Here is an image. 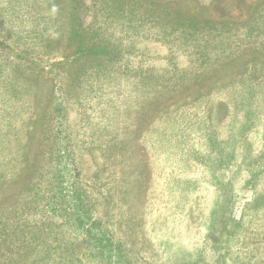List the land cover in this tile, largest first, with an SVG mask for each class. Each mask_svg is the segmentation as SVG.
Instances as JSON below:
<instances>
[{"label":"rangeland","instance_id":"1","mask_svg":"<svg viewBox=\"0 0 264 264\" xmlns=\"http://www.w3.org/2000/svg\"><path fill=\"white\" fill-rule=\"evenodd\" d=\"M7 1L0 0V6ZM84 1L85 5L91 3ZM109 1L107 10H101V4L90 9L84 17L85 26L95 19L98 25L108 10L117 7L115 0ZM236 2H216V13L246 14ZM45 3L55 13L53 24L62 39L59 42L57 37L48 46L46 56L41 54V65L35 63L40 51L34 49L27 18L21 16L11 24L20 37H27L16 40L13 32L9 41L22 57L26 49L30 51L32 59L24 56L26 59L16 68L23 69L19 80L33 95L25 128V137L29 138L22 140V149L11 145V151L0 156V163L7 161L22 166L24 171L13 185H0V264H35L51 256L57 257L55 264H93L82 256L83 245L61 216L48 210L53 193V204L63 198L60 185L67 181L76 182L86 206L114 234L115 241L123 243L135 264H202L218 253L224 255L223 264H264V154L259 152L264 113L257 117L258 123H253L251 116L238 121L223 104L224 99L213 94L216 86L243 70L242 57L238 55L224 68L210 71L196 85L188 83L178 93L165 94L167 98L151 108L147 96L153 93L144 97L137 86L141 77H153L150 83L155 86H171L181 78L192 81L202 60L198 48L193 50L194 41L170 46L166 40L126 37L118 25L109 24L118 47L127 49L124 64L123 59L112 66L109 63L105 70L90 69L84 60L67 69L63 65L49 66L73 51L74 42L68 41L70 0ZM173 3L181 9H195L190 0ZM6 31L0 19V41L9 44ZM240 38L233 34L231 41L240 45ZM233 45L223 53L237 48ZM7 49L0 45V53ZM214 57L212 53L205 59L207 68L216 60ZM3 59L0 57V61ZM260 59L252 67L255 75L264 74V57ZM43 60L47 61L45 68ZM52 69L60 71L61 78L51 75ZM189 111L202 121L195 124L193 118L192 132L177 130L182 135L175 137L174 130L180 125L171 115L182 116L183 124L190 123ZM185 112L187 115H182ZM14 125L19 130L20 121ZM39 133H43L42 140ZM208 136L222 145L212 149ZM37 140L39 158L35 157ZM58 143L70 151L68 170L59 173L60 185L53 176ZM219 150L223 153H211ZM29 169L45 181L43 188L38 186L40 196L23 190L22 176ZM6 197L8 203L3 202ZM226 218L235 222V233H224L222 238L227 240L219 243L218 253L211 251L206 242L208 234L213 228L220 234Z\"/></svg>","mask_w":264,"mask_h":264},{"label":"trees","instance_id":"2","mask_svg":"<svg viewBox=\"0 0 264 264\" xmlns=\"http://www.w3.org/2000/svg\"><path fill=\"white\" fill-rule=\"evenodd\" d=\"M173 1L176 0H164V2H156L155 0H115L117 7H112V10H108L109 13L105 14L101 23L96 25L98 21L95 19V21L85 26L84 17L90 13V9L101 4V10H107V8H110V1L103 0L100 2L98 0L95 2L91 0L90 5H85L84 0H70L71 12L68 18V41L74 42L73 51L62 55L59 61L52 62L49 66L63 65V67L65 66L64 69H67L76 61L84 60V62H89L86 66L90 69L100 67L105 70L109 63L112 66L123 59L121 64H124L123 56H125L127 49H122L121 46L118 47L116 43L118 38H115V33L112 30H109V24L118 25L126 37H150L156 40H166L170 46L174 44H178V46L181 44L185 45L186 42L192 40L195 42L193 50L198 48L200 51L198 57L202 58V60L198 61L199 69L194 73L192 81L184 82L181 78L171 86L158 83L155 86L150 83L153 77L149 75L141 77L137 86L144 97L147 96V93H153V95L147 96L149 97L148 105L153 108L167 98L165 94L170 92L178 93L188 83L192 85L198 84L203 77L211 74L210 71L214 70L215 72L224 68L232 59L240 55L239 57H242L244 63L243 70L233 75L226 83L216 86L213 94L219 95L220 98L224 99L223 104L227 105L229 112L230 110L234 112V115L238 117V121H241L242 118L246 120V117L250 119L251 116V119L254 118L253 123H256L257 117L264 113V109L261 111L264 102V74H253L252 67L261 60V56L264 57V1L262 3L258 0H255V2L254 0H238L236 6L239 10L245 8L246 14L238 11L237 15H233L230 11L217 14L216 2L220 0H190L196 6L192 5L195 8L192 10L190 9L191 7L181 9ZM7 3L9 4L3 6ZM3 5L0 6V19L5 23V29L7 30L5 39L8 40L9 44L6 43V40L0 41L1 47H8L6 51L0 53V57H4L0 61V156L9 153L11 145H16L19 149H22V140L28 134L25 132L27 130L25 129L27 126L26 119L31 115L30 109L33 95L30 87L19 80L24 72L23 69L20 67L19 69L16 68L22 59H26V55L32 59L30 51L26 49V53L22 57L21 52H19L20 54L16 53L15 48L11 47L9 41L13 32L16 40L23 41L27 37H20L16 31L17 27L13 29L11 26L12 22L14 23L16 20L21 19V16H24V18H27L25 22L31 24L32 28L30 27L28 31L32 34L30 37L33 38V45L36 46L34 49L40 51L35 56L37 57L35 60L37 65H41V58L46 56L48 46L55 42L58 39L57 37H59V42L62 39L61 33L58 35L59 32L55 31L56 28L53 24L55 13L53 14L49 10L45 0H10ZM8 22H10L9 25ZM92 26H95L96 30H93ZM21 30L18 32H21ZM233 34L234 37H241L240 45L231 41ZM225 35L227 36L225 37ZM232 44L237 48L223 53L226 47L229 48ZM212 53L216 60L210 63L207 68L205 59L211 57ZM41 54L44 56L41 57ZM81 57H84V59H80ZM127 60V57H125V66H128ZM31 63L34 65L33 62ZM46 63L47 61L44 62L43 60V68L46 67ZM50 72L51 75L52 73L55 75V78H61L59 75L60 71L53 70ZM155 89H158L156 95H154ZM59 104L60 102L56 106L57 111L60 110ZM182 115H187V113L185 112ZM171 117L176 124L178 123L180 127L185 128L179 127L180 129L174 130L176 131L175 137L178 136V138L182 133L177 130L192 132L193 122L191 121L193 118L195 119V124L202 121L201 118L195 117L191 111L188 112L190 123L183 124L182 116L176 118L177 115H171ZM17 120L20 121L19 130L14 129V124ZM194 126L200 127L199 125ZM19 131L22 132L19 134ZM39 136L40 140H42L43 133H39ZM208 140L213 145L212 149L218 144L222 145V142L215 141L213 136H208ZM261 140L259 152L264 154V130ZM178 141L179 139L176 142ZM39 145L40 142L37 140L36 158H39ZM58 147L60 149H58V155L56 156L58 163L55 164L53 169V176H55L54 180L60 185L61 180L58 178L61 175L59 173L62 174V171L68 170L66 161L70 151L63 144L58 143ZM211 153L217 156L223 153V150ZM201 155L199 152L198 156L200 157ZM22 169V166L16 167L7 161L0 163V185H13L17 176L23 171ZM22 177L25 184L23 185V190L26 194L33 197L40 196L38 186L43 188L45 183L43 177H35L30 169ZM48 178L50 179V176ZM66 183L65 185H60L59 192L63 193L61 194L63 198H60L55 205L53 204V193L48 210L53 215H60L65 226H68L70 232L75 233L79 238L78 242L84 248L82 256L84 257L85 255L89 259L88 262L90 261L93 264H135L131 257L128 256L127 249H125L126 252L124 251L123 243L121 242L122 244H120L115 241L114 234L105 228L102 222L94 216L92 209L86 206L84 198L80 195V191L75 185L76 182L67 181ZM51 188L56 189V186H51ZM7 198L3 202L6 201L5 203H8ZM261 198L264 199V194H262ZM234 223H230V219L226 218L220 234L219 230L212 229V233L208 234L209 238L206 241L211 251H217L218 253V250H220L219 243L222 240H227V237L222 238L224 233H235ZM42 243L44 244L45 241ZM56 259L57 257L51 256L39 260L35 264H55ZM210 261L202 264H223V253H218Z\"/></svg>","mask_w":264,"mask_h":264}]
</instances>
